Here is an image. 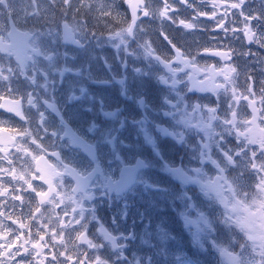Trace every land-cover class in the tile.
<instances>
[{
    "label": "flooded vegetation",
    "instance_id": "af4514ba",
    "mask_svg": "<svg viewBox=\"0 0 264 264\" xmlns=\"http://www.w3.org/2000/svg\"><path fill=\"white\" fill-rule=\"evenodd\" d=\"M104 2L114 10L111 17L102 16L97 10L100 0H71L70 8L64 4V0H0V63L5 68L9 63L14 68L18 63L21 66L32 64L28 71L40 73L35 77V85L18 74L14 86L23 92L37 93L40 111L46 113L44 119L47 127L60 132L63 137L48 136L45 139L46 147L59 152L65 161L79 166L81 170H88L97 178L95 198L84 202V214L87 216L84 227L91 238L105 245L99 250L100 257L108 264H126L133 260L134 254L142 261L151 256L153 264H177V255L182 261H191L192 264H222V256L241 254L244 258H253V245L257 242L249 240L235 221L239 220L238 214L241 221L248 217V213L236 205V200H244V192H247L249 195L246 199L251 205L253 194L259 195L255 187L256 175L250 168L246 169L243 157H237L233 165L228 164L222 155L223 150L237 151L239 142L235 131L224 133L223 150L216 144L212 145V155L224 162V175L233 187L240 190V195L232 199L227 188L222 187L212 191V198L209 199L197 185H187L194 202L209 220L214 221L211 234L203 233L199 244H193L192 235L180 216L184 205L174 193L184 186L185 170L201 166L200 141L204 132L194 125L181 124L178 113L187 106L191 115L192 110L200 106L204 107L206 118L207 108L216 109L219 117L214 122L216 131L224 132L222 121L228 113L229 104L235 103L232 99L233 89L240 96L247 94L250 85L256 94V107L260 108V98L264 94V46L250 43L245 38L240 30L244 26L240 10L227 7L233 0H218L215 18H209L214 11L211 0H195V6L209 16L198 17L197 27L193 29H185L178 22L161 19L158 13L151 17L138 13L139 19L134 26L136 36L127 38L128 51L125 52L123 46L120 49L115 47L118 41L110 40L109 35L132 22L131 10L125 0ZM158 2L155 0L152 4L153 9ZM174 3L179 11L172 15L191 22L195 15L193 10L181 5L179 0H174ZM243 10L252 16L264 15V0H245ZM226 11L227 15L223 16ZM217 21L222 22L224 30ZM65 24L69 25L67 32ZM249 24L257 35L264 38V23L253 19ZM73 27L77 42H73L71 37ZM233 28L238 30L233 32ZM165 35L168 39H165ZM144 45L150 46L155 55L166 59L172 67L183 68L177 73L182 82L175 91L160 82L162 75L170 74L162 63L147 55ZM177 49L183 54V59L194 61L196 68L203 69L208 65H214L217 69L235 67L237 72L231 74V82L226 84L227 93L224 87L217 88L218 84L225 83L222 76L206 75L202 71H194L193 66L179 64L176 61ZM205 49L209 52H205ZM211 51H229L232 53L231 59L222 60L219 56L211 55ZM176 104H179V110L173 107ZM239 104L242 108L238 110L251 119L248 102L240 100ZM22 110L28 114L31 130L35 131L39 127L40 113L29 108L26 101ZM0 119L13 128L29 127L14 112L4 108H0ZM93 125L95 129L89 131ZM256 125L259 127L255 135L259 136L264 119L258 118ZM69 129L74 134L73 138L64 135V131ZM3 132L0 129V134ZM25 146L35 149L30 142ZM249 147L255 148L259 155L258 144ZM8 151L13 163L9 165L6 160L0 159V166L9 169L15 167L18 174L30 169L28 179L32 174L39 175L35 173V162L31 157H25L14 147H9ZM3 155L0 153V157ZM18 157H23L26 163H22ZM45 159L54 166L59 164L55 156L45 155ZM41 167H44L43 163ZM205 169L209 175H215L211 164L205 165ZM45 171L51 173L52 170ZM0 182L9 188L7 196H0V210L11 215L10 219L0 216V222L5 225V229L0 231L8 232L9 239L15 240L18 233H22V238H27L29 231L35 239H39L36 231L40 224L31 219L33 213L41 217L40 223L51 221L58 227L57 216L62 215L63 204L54 207L46 203L40 206V213H35L39 202L33 193H23L26 197L31 196L30 204L27 200L21 204V201L11 199L12 194H18L13 185L21 186L22 181H13L11 175L0 174ZM32 182L47 191V185L39 179ZM23 187L26 189L27 186ZM217 191L221 198L229 202L231 226L223 223L225 208L217 199ZM233 207L237 209L235 212H231ZM251 210L257 211V207L253 205ZM190 215L195 217V213ZM13 219L18 222L12 223ZM68 219L64 217L65 222ZM19 223H25L28 227L21 229ZM101 225L110 234H125L127 241H120L127 244L124 256H119L107 244L106 238L99 232ZM249 231L257 241L260 240L258 217L254 218ZM133 234L135 239H129ZM166 235L174 238L167 242V257L158 255L156 248L142 243L145 238L164 239ZM46 239L50 241L51 235ZM71 241L70 249L77 244L75 233H72ZM213 241L226 251L222 254L213 246ZM15 246L11 250L14 251ZM26 246L32 251L30 245ZM80 247L87 248L86 245ZM255 247L258 251L259 246ZM44 251L50 260V250ZM33 256L21 249L20 256L15 260L23 258L24 264H36ZM59 259L64 261V257ZM255 259L259 257L255 256ZM74 261L75 256L73 261H65V264H74Z\"/></svg>",
    "mask_w": 264,
    "mask_h": 264
},
{
    "label": "snow or ice",
    "instance_id": "6c2138e0",
    "mask_svg": "<svg viewBox=\"0 0 264 264\" xmlns=\"http://www.w3.org/2000/svg\"><path fill=\"white\" fill-rule=\"evenodd\" d=\"M83 2V0H81ZM155 0H125V3L128 4V7L131 10L132 22L127 25L126 28H121L120 31L112 33L109 35L110 40L118 41L115 44V47L120 49L123 46L125 52L128 51V39L136 36L134 31V26L136 25L137 20L139 19L138 13H142L144 17L155 16L157 13L161 19L170 20L172 23H179L185 29H193L197 27L196 20L200 16H209L206 11H202L195 6V0H179L181 5H184L186 8H191L195 15L192 18V21H186L183 18H178L173 16L172 13L179 11L178 7L175 5L174 0H159L157 7L153 9L152 4ZM212 7L214 9L213 13L209 18H215L218 11V0H211ZM245 0H233L229 3L227 7L232 9H239L240 16L242 17L243 28L240 29L243 31L245 38L250 42H255L264 46V38L257 35L253 31L252 27L249 24L250 20H257L260 23H264V15L261 16H252L250 13L246 14L243 10V5ZM64 4L67 7H72L71 0H64ZM89 10L91 11V5H89ZM102 16L111 17L113 13V8L109 5H106L104 0H100L99 7L97 9ZM227 15V11L223 16ZM223 19V17H222ZM126 22V21H125ZM217 24L225 29V26L221 21H217ZM108 26V22H105V27ZM64 29L66 32L69 30V25L65 24ZM237 28H233L232 31H237ZM95 35V33H93ZM162 35H164L162 33ZM71 37L73 42L75 41V28L71 30ZM165 39L168 37L165 35ZM171 43V41H169ZM147 55L152 56L157 60V62L162 63L164 68L167 69L169 76L162 75L159 79L160 82L168 86L169 89L175 91L177 85L180 84L181 78L177 76V73L183 71V68L172 67V64L166 59L161 58L159 55H155L150 46L144 45ZM175 47V45H173ZM205 52H209L208 49H205ZM211 55L219 56L222 60H230L232 53L229 51H211ZM183 54L177 49L176 61L179 64H182L184 67L193 66L194 71H202L206 75H219L223 77L225 83L218 84L217 88L224 87L225 93H227L228 88L227 83L231 82L232 76L237 72L235 67H226L217 69L214 65L205 66L203 69L196 68L194 66V61L185 60L182 58ZM32 64H24L21 66L18 63L17 67H12L9 63L8 67L5 68L2 63H0V108H4L9 112H14L21 120L25 121L26 124H29V127L20 126L13 128L7 124L6 121L0 119V129H3V134H0V153H4L3 157L8 162L9 165L13 163L11 154L8 151L9 147H14L17 152H22L25 157H31L32 161L35 162V173L39 175L32 174L31 179L27 178L30 169H24L19 174L15 167L9 169L6 167L0 166V174L11 175L13 181L19 180L23 182V185H26V189L21 186H15V193L12 194V200H19L23 204L26 200L31 203V196L26 197L23 193L28 191L34 194L37 198L39 204L35 208V213L41 212L42 205L49 203L54 207H60L61 204L64 205L62 209V215L57 216L59 221L58 227L56 224L49 221L48 223H40L41 217L36 216L34 213L31 215V219L36 223L40 224V228L36 231V236L39 239H35L29 231L27 238H22V233L15 235V240L8 238V232L0 231V264H24L23 258L21 260H15V257L20 256L21 249L24 253L28 255H33L36 264H65V261H73V256H75L74 264H108L107 261L102 259L99 255V250L105 245L101 244L99 241L91 238L85 229V224L87 223V216L85 213V201L93 200L98 191L95 181L96 177L93 174H90L88 170H81L79 166L75 164H70L65 161L59 152L50 151L45 145V139L48 136L63 138L60 136V132L51 131L45 122L44 117L46 113L40 111V100L35 91L23 92L19 87L14 86V81L17 80L18 74L23 76L25 80H30L33 85L36 84L35 77L40 76V73L28 71V68H31ZM23 69V71H21ZM191 79V76H189ZM249 79H252L249 77ZM264 93V89H262ZM255 91L253 86H249L247 89V94H241L240 96L236 95L235 89H233L232 99L235 102L234 104H229L228 113L225 114L222 121L224 125V132L216 131V124L214 123L219 119L216 115V109L213 110L211 107L207 108V117L204 116V107L197 106L192 110L191 115H189V110L187 106L184 107L183 112H179L180 123L186 126L194 125L198 129H203L204 136L201 138L200 144V163L201 166L193 170H185L183 175L184 186L180 191L174 193V196L178 198L181 203L184 205V211L180 213L181 218L183 219L185 227L190 231L192 235V242L194 245L199 244L201 235L203 233L211 234L214 221L209 220L208 216L198 207L197 203L194 202V197L189 195L187 191V185H197L203 195L211 199L210 193L216 191L218 188L226 187L228 192L231 193L232 199H236L240 195V190L236 187H233V184L228 181L225 173V165L223 161L217 160L212 155V145H218V148L223 150L222 138L224 133L231 134L235 131L236 138L239 142V147L235 153L231 150H223L222 155L227 160L228 164H236L237 157H243L246 169L250 168L252 172L256 175L257 183L255 185L259 195L253 194L252 204L249 205L247 202V196L249 193L244 192V200H236V205L243 209L244 212L248 213V217L243 221L236 220L235 224L238 226L241 231H245L248 235L249 240H254V237L251 235L249 228L254 223V218H259V228L261 230L260 234V244L259 250L257 251L256 247H253L254 256H258L259 259L253 258H244L241 255L232 257V264H264V127H260V135H255V130L258 125H256V120L264 119V94L261 95L260 104L261 107H256L255 101ZM240 100L248 102V107L252 111L251 119H248L245 115L238 110L242 108V105L239 104ZM27 103L29 108L36 109L40 113L39 127L35 130H31V121L28 117V114L22 109L24 103ZM51 107V105H48ZM179 110V104L173 106ZM259 113V116L257 115ZM229 114L231 119H229ZM243 125V127H241ZM95 125H93L89 131H93ZM41 130L43 134H41ZM216 133V134H214ZM65 136L72 137L74 136L73 132L69 129L64 131ZM220 137V139H217ZM241 137L243 139L241 140ZM35 145V149H30L25 145L28 144ZM253 144L259 145V155L255 148H250L249 146ZM38 150V151H37ZM250 153V155H249ZM45 155L55 156L59 164L54 166L45 159ZM22 163H26L23 157H18ZM43 163L44 167H41ZM211 164L215 169V175H209L205 169V165ZM45 169L52 170L51 173H46ZM59 169V170H57ZM39 179L43 182L44 185H47V191H45L41 186L34 184L32 181ZM71 181V183H70ZM70 189V191H69ZM9 194V188L5 187L2 182H0V196H7ZM217 199L223 204L225 208L224 220L225 225L231 226L232 215L229 210V202H226L223 198L219 196L217 191ZM257 207V211H252V206ZM15 208L16 206L13 205ZM237 209L233 207L231 212H235ZM190 213H195L193 218ZM0 216L10 219L11 215L6 214L4 211L0 210ZM64 217H69L68 221L65 222ZM17 219H13L12 223H17ZM28 227L25 223H19V228L24 229ZM0 229H5L3 222H0ZM41 229L43 231H41ZM8 231H11L10 229ZM99 232L107 240V244L110 245L114 250H116L119 256H124V249L127 247L126 243H121L120 241H127L124 239L125 234H120L119 236L109 233L103 225H101ZM72 233L76 234L77 244L74 245L71 249L69 244L72 243L71 236ZM51 235V240L46 239L47 236ZM129 239H135V235L129 236ZM170 239H174L170 235H166L164 239L159 238H145L142 243L143 245L149 248H156L158 255H164L167 257V242ZM17 241H20L19 244H16ZM155 241V243L153 242ZM15 250L13 249V245ZM26 245H30L32 251ZM80 245H86V249H82ZM213 246L217 247L219 251L223 254L226 250L220 248L215 241H213ZM45 249H49L51 252V259L49 260L48 256L45 254ZM62 249V250H61ZM231 255V253H229ZM59 257H64V261H61ZM177 264H192L191 261H182L179 255L176 256ZM126 264H153L152 257L149 256L146 260L142 261L139 256L134 254L133 260L127 261Z\"/></svg>",
    "mask_w": 264,
    "mask_h": 264
},
{
    "label": "rangeland",
    "instance_id": "374dc122",
    "mask_svg": "<svg viewBox=\"0 0 264 264\" xmlns=\"http://www.w3.org/2000/svg\"><path fill=\"white\" fill-rule=\"evenodd\" d=\"M238 216H239V220H241V215L240 214H238ZM254 242H257V243H254V245L253 246H259V244H260V240L259 241H257L256 240V238H254ZM221 242H223L224 240H220ZM232 257H233V255L232 256H230V257H227V256H222L221 257V261H222V264H232ZM254 258H255V256H254Z\"/></svg>",
    "mask_w": 264,
    "mask_h": 264
}]
</instances>
